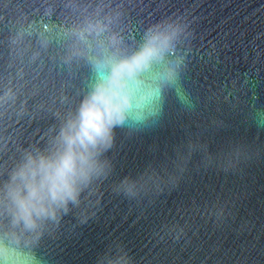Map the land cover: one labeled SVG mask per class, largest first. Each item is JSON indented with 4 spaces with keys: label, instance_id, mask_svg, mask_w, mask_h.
Returning a JSON list of instances; mask_svg holds the SVG:
<instances>
[{
    "label": "water",
    "instance_id": "95a60500",
    "mask_svg": "<svg viewBox=\"0 0 264 264\" xmlns=\"http://www.w3.org/2000/svg\"><path fill=\"white\" fill-rule=\"evenodd\" d=\"M157 23L177 28L181 87L114 130L77 202L44 222L42 264H264V0H0V189L52 148L91 87L86 57Z\"/></svg>",
    "mask_w": 264,
    "mask_h": 264
},
{
    "label": "clouds",
    "instance_id": "9594fccd",
    "mask_svg": "<svg viewBox=\"0 0 264 264\" xmlns=\"http://www.w3.org/2000/svg\"><path fill=\"white\" fill-rule=\"evenodd\" d=\"M176 35L177 28L157 23L131 51L112 37L113 50L86 57L91 87L52 148L28 153L0 189V216L6 217L0 222V264H42L33 245L44 222L77 202L80 185L99 171L94 158L112 145L114 130L147 125L159 113L163 89L181 87L182 61L167 59ZM255 120L264 126V109L256 111Z\"/></svg>",
    "mask_w": 264,
    "mask_h": 264
}]
</instances>
